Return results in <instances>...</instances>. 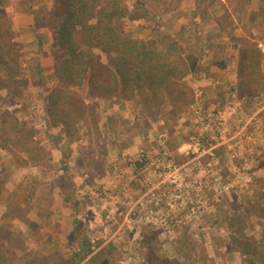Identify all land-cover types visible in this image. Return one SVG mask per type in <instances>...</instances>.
Returning <instances> with one entry per match:
<instances>
[{
    "label": "rangeland",
    "instance_id": "1",
    "mask_svg": "<svg viewBox=\"0 0 264 264\" xmlns=\"http://www.w3.org/2000/svg\"><path fill=\"white\" fill-rule=\"evenodd\" d=\"M124 1L148 10L123 22L132 37L168 38L196 61L186 79L193 103L169 119L168 106L134 101L118 114L114 101H96L98 124L66 138L45 116L56 50L47 48L40 75L14 33L27 65L0 90V112L33 129L48 166L19 168L0 151V249L41 264H264V92L241 97L230 67L246 41L264 55V0L245 10L241 0H177L175 9L170 0ZM46 12V22L57 20Z\"/></svg>",
    "mask_w": 264,
    "mask_h": 264
},
{
    "label": "trees",
    "instance_id": "2",
    "mask_svg": "<svg viewBox=\"0 0 264 264\" xmlns=\"http://www.w3.org/2000/svg\"><path fill=\"white\" fill-rule=\"evenodd\" d=\"M170 1L175 9L177 0ZM241 1L245 6L238 10H245L251 2ZM8 2L0 0V90L9 87L23 70L13 25L5 12ZM52 11L57 20L50 23L56 58L55 84L46 93L49 128L73 138L81 124L96 126L100 119L96 101H136L149 108L168 106L169 119L180 117L193 103L194 89L186 79L196 70V61L168 38L158 41L162 44L147 45L132 37L123 25L125 20L133 23L144 19L146 8L129 11L124 0H53ZM209 49L205 46L202 51L208 53ZM263 60L257 44L246 41L239 45L234 71L241 97L251 99L264 92ZM84 86L85 99L79 94ZM0 151L9 154L19 168L48 166L33 129L8 110L0 112ZM99 175H103L102 170ZM86 257L82 255L80 261ZM0 264L41 262L27 256L17 259L11 250L1 248ZM101 264L110 262L104 259Z\"/></svg>",
    "mask_w": 264,
    "mask_h": 264
},
{
    "label": "crops",
    "instance_id": "3",
    "mask_svg": "<svg viewBox=\"0 0 264 264\" xmlns=\"http://www.w3.org/2000/svg\"><path fill=\"white\" fill-rule=\"evenodd\" d=\"M52 7L53 0H9L5 9V12L10 17V20L12 22L14 33H19L21 43L32 50V53H30V55L24 53V58H26V60L28 61V58L37 56L35 67L36 69H39L38 72L40 73V75H42V66H40L39 64L40 62L41 64L49 63L48 56L45 57V53L47 52V48L52 47L51 24L46 22V18L41 16L40 13L46 11L53 12ZM248 8H250V6ZM47 26L48 28L50 27V31L46 28ZM230 47L233 48L232 46ZM235 61L236 58L234 59V62H232V64L230 63V67L232 65H235ZM213 63L214 62L208 65L210 66V71L215 72L217 74L223 73V71L219 70L218 67L212 66ZM25 65H27V63L22 64V66ZM46 67L44 66L43 68ZM226 77L227 75L223 73V78ZM129 103L130 102L116 100L114 104L111 105V107L118 114H122L128 110ZM137 202L141 204L142 198L138 199L136 203Z\"/></svg>",
    "mask_w": 264,
    "mask_h": 264
},
{
    "label": "built area",
    "instance_id": "4",
    "mask_svg": "<svg viewBox=\"0 0 264 264\" xmlns=\"http://www.w3.org/2000/svg\"><path fill=\"white\" fill-rule=\"evenodd\" d=\"M262 51L264 52V50L262 49ZM139 162L141 163L142 161L145 160V155L141 154L138 158Z\"/></svg>",
    "mask_w": 264,
    "mask_h": 264
}]
</instances>
